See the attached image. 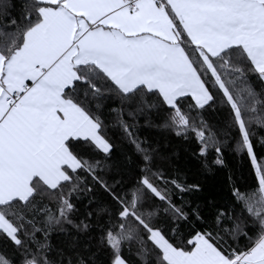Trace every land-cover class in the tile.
Returning <instances> with one entry per match:
<instances>
[{"label":"snow or ice","instance_id":"1","mask_svg":"<svg viewBox=\"0 0 264 264\" xmlns=\"http://www.w3.org/2000/svg\"><path fill=\"white\" fill-rule=\"evenodd\" d=\"M0 264H264V0H0Z\"/></svg>","mask_w":264,"mask_h":264}]
</instances>
